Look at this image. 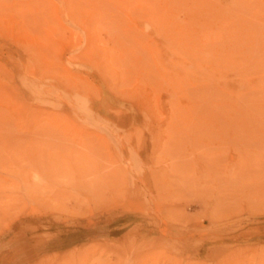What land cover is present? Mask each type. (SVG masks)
I'll return each mask as SVG.
<instances>
[{"label": "rangeland", "instance_id": "obj_1", "mask_svg": "<svg viewBox=\"0 0 264 264\" xmlns=\"http://www.w3.org/2000/svg\"><path fill=\"white\" fill-rule=\"evenodd\" d=\"M0 264H264V0H0Z\"/></svg>", "mask_w": 264, "mask_h": 264}]
</instances>
